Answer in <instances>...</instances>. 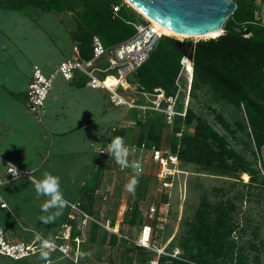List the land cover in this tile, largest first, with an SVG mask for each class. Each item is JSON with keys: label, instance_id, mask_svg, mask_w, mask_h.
<instances>
[{"label": "rangeland", "instance_id": "1", "mask_svg": "<svg viewBox=\"0 0 264 264\" xmlns=\"http://www.w3.org/2000/svg\"><path fill=\"white\" fill-rule=\"evenodd\" d=\"M120 1L122 5L125 4L123 0ZM66 2L73 8L72 12L62 9L46 13L34 4H30L20 12L0 10V75H2L0 81L5 79L8 73L7 79L14 82L20 81L25 77L23 73L29 71L32 76L35 64L44 75H49L56 65L71 56L70 45L75 44L74 38L79 35L76 30V14H83L84 10L77 0H66ZM250 4L255 19L264 25V0H250ZM127 7L130 20L140 24L147 22L129 8V5ZM149 25L155 33L173 38L179 44L209 39L165 35L156 30L151 23ZM62 35L66 37L69 45L65 43V39L60 40ZM55 43L58 45L56 46ZM186 70L191 73L190 66ZM64 81L59 75L54 78L44 108L49 102L52 89ZM126 81L129 87L123 94L130 101H148V98L145 99L141 95L143 92H148L142 87L137 73L129 75ZM180 82L186 88L185 76ZM106 83L110 89L115 85L113 78H108ZM160 89L165 92L164 89ZM98 93L102 96L103 140L102 145H97V148L105 147L106 130L117 124L115 136L123 137L128 147L131 144L150 140L149 131L153 129L154 135L159 137V148L169 150L173 143H178V139L183 137L186 140L182 143V150L185 149L190 155H196V152L201 151L200 158L204 162L213 158L209 154V148L212 151H217L218 148L211 140L203 141L201 138L194 140L197 134L196 127L202 123L224 137L227 142L226 149L234 151L244 166L227 155L223 160L218 159L212 165L189 162L186 158L178 157L173 172L174 177L169 180L170 187L163 188L157 175V165L150 161L147 154L137 153L131 159L141 163L143 169L135 193L130 194L125 191L124 186L134 175L131 167L121 168L111 155L105 153L104 159L98 164H102L101 167L107 166L106 172L102 171V175L96 174L93 177L94 170L91 177L93 181L89 184L91 169L89 166H84V161L85 157L94 156V148L86 154L87 156L85 154L54 156V153L48 150V141L40 152L41 158L45 159V165L36 172L33 171L32 176L40 179L44 172L59 176L64 198L85 210H89L87 207L95 200V196L97 197L95 189L104 186L103 191L111 194L113 204V206L110 204L111 210H108V215L115 224H119L125 234L136 239L141 226L149 222L153 230L150 239L151 248L159 247L167 252L177 250L176 253L182 254V258H187L195 252L198 244L197 232L201 224L206 221L214 227L224 214V224L233 227L226 241V247L233 246V254L227 255L226 261L229 264H236L241 259L247 264H264V146L259 150L256 149L244 110L223 99L209 83L193 77L189 101L191 122L180 127L178 138L174 133L179 127L178 122L168 125L161 114L150 110L110 108L106 93L99 91ZM30 113L33 114L39 128L44 124L47 126L44 118H42L43 122L39 121L35 113ZM218 116L228 125V129L219 123ZM1 157L6 156L0 152ZM127 159L130 161V157ZM18 165L23 170H30L31 163L23 159L21 162L18 161ZM6 169L7 166L0 160L1 181L6 180ZM244 173L249 176L247 181L243 179ZM6 181V184L0 186V194L9 213L7 211L1 213L2 219L9 222L11 217H15L23 227L44 234V238L53 239L62 218L69 212L68 205L54 222L44 224L39 217L55 211V209L50 210L49 213L42 211L47 198L37 196L31 180L21 178ZM152 206L158 210L153 218H148L145 214ZM128 211L132 214L131 223L126 220ZM22 226L20 228L19 224L11 223L8 227L9 235L16 238L22 235V238H27ZM86 237L89 240L77 247V253L72 261L55 253L50 255V259L54 261H51V264H145L147 260L154 258L150 250L129 249L118 241L116 244L115 241L113 243L110 235L105 231L99 230L90 234L86 232ZM146 237L147 229L144 233V238ZM81 252L88 255L80 257ZM42 261L44 260L38 253L15 263L8 259H0V264H40Z\"/></svg>", "mask_w": 264, "mask_h": 264}, {"label": "trees", "instance_id": "2", "mask_svg": "<svg viewBox=\"0 0 264 264\" xmlns=\"http://www.w3.org/2000/svg\"><path fill=\"white\" fill-rule=\"evenodd\" d=\"M77 1L84 10L83 14H76V30L79 35L74 38L79 44L81 57L86 59L90 56V43L93 36H98L104 48L108 49L134 35V26L139 22L130 20L126 11L128 8L126 3L122 5L120 0ZM236 3L237 9L225 23L223 34L216 38L200 39L196 42L187 41L180 44L173 38L160 36L147 61L133 74L139 75L141 85L148 93L162 88L167 95H170L174 91L173 83L180 68L179 61L182 56L189 55L193 66L192 76L201 82L209 83L223 99L244 110L254 145L259 150L264 146V25L255 19L250 0ZM30 4H34L46 13L62 9L73 11L66 0H0V10L20 12ZM118 5L121 6L118 7L117 13H114L113 7ZM129 8L132 9V7ZM232 27L242 30L249 29L250 33L246 36L238 35L230 31ZM183 47H185L184 51ZM217 119L225 129H228V125L220 116ZM176 122L179 127L174 130L175 134L180 132L182 125L191 122L189 106L185 118L176 119ZM196 130L194 140L200 138L203 141L211 140L218 148L217 151L209 148V154L213 156L211 160L207 159L203 162L200 158L201 151L196 152V155H190L185 149L182 150V143L186 140L183 137L178 139V143L171 145V151L177 153L179 158H186L187 161L194 163L203 162L206 165H212L218 159L223 160V157L227 155L235 158L236 162L244 166L234 151L226 149L227 142L223 136L202 123L196 127ZM149 137L150 140L146 141L147 146L149 148L153 145L158 147L159 137L154 135L153 129L149 131ZM100 173L101 170H98L96 174ZM243 179L247 181L248 174L244 173ZM127 214L126 220L131 223L132 214L130 211ZM224 217L223 214L222 219L214 227L206 221L201 224L197 232L196 250L189 257L182 258V254H180L181 259L161 256L158 264H229L226 257L229 254L232 256L233 246L226 247V241L233 227L224 224ZM99 230L93 225L88 234ZM120 231L123 232L122 228ZM110 238L113 243L115 241V244L118 241L115 235H110ZM120 244L125 245L122 241ZM129 249L145 250L140 247H129ZM150 260H147L145 264H149ZM236 264H247V262L240 259Z\"/></svg>", "mask_w": 264, "mask_h": 264}, {"label": "built area", "instance_id": "3", "mask_svg": "<svg viewBox=\"0 0 264 264\" xmlns=\"http://www.w3.org/2000/svg\"><path fill=\"white\" fill-rule=\"evenodd\" d=\"M117 10V6L113 7L114 13ZM149 23L147 20L145 24H136L134 26L135 33L132 37L108 49L104 48L98 36H93L90 43L91 53L86 59L81 57L79 44L75 43L72 47L71 57L56 65L49 75H44L40 68L34 65L32 76L27 85L26 104L28 110L35 113L38 116V120L42 121L44 103L49 94L52 81L59 75L68 82H74L77 77H81L86 87L104 90L108 93V101L113 107L150 110L161 114L168 125H174L176 119H184L189 106L193 79L192 74L186 71V68L190 66L193 73V66L189 55L182 56L179 61L180 71L174 80V91L172 94L167 95L160 88L155 89L152 93L143 92L141 95L145 99L148 98L149 102H144L143 100L141 102H132L123 94L129 87L126 78L135 73L147 61L158 38H160V35L153 31ZM183 76H185L187 81L186 88L180 82ZM108 78L116 80L117 84L114 89H110L107 86L106 81ZM179 99H181L180 102ZM176 136L179 137L180 132L176 133ZM129 150L130 154L128 158L130 157V164L138 162L131 159V156L137 155V153L147 154L150 161L154 165H157V175L162 182L163 188L170 187L169 180L174 177L173 172H175L174 168L178 160L177 153H173L171 149L166 150L155 145L149 148L146 142L139 145L131 144ZM5 163L7 167L9 165L14 166L17 173L14 177L9 173L7 168L6 180L15 181L31 176V172L23 171L10 162L5 161ZM139 164L141 165V163ZM141 169L143 168L141 167ZM99 195L101 196V194ZM101 199L104 202L107 200V197L103 195ZM67 205L69 212L66 214L59 230L52 237L53 239H51L58 246L51 254L57 253L62 258H68L72 261L77 253V247L88 240L86 232L88 233L91 226L94 225L109 235L117 236L118 242L122 241L127 247H140L152 251L155 255L149 261V264H158L161 256L181 259L179 252L176 253L177 250L167 252L159 247L151 248L150 239L153 230L151 225L148 224L149 222L141 226L139 235L136 239H133L128 234L120 231L119 224L113 222V219L109 217L106 210L90 213L73 203H68ZM156 210L158 209L153 206L150 207L145 214L146 217L153 218L157 213ZM4 211L8 212V207L0 194V259H8V261L15 263L40 253L41 241L37 239L39 234L29 232L31 234L28 236L29 238H21L20 236L16 238V236L9 235L8 227L10 223L1 217V213ZM146 229L147 237L144 238ZM40 237L47 239L42 236ZM62 248L68 250L67 254L61 250ZM40 264H46V261L44 260Z\"/></svg>", "mask_w": 264, "mask_h": 264}, {"label": "crops", "instance_id": "4", "mask_svg": "<svg viewBox=\"0 0 264 264\" xmlns=\"http://www.w3.org/2000/svg\"><path fill=\"white\" fill-rule=\"evenodd\" d=\"M61 39H65V43L69 45L66 37L62 35L60 36V40ZM55 44L56 46L58 45V43ZM73 45L74 44L70 45L71 55ZM23 74L25 77L18 82L7 79L9 73L5 76V79L0 81V152L6 156L5 158L1 157L0 160L5 166H7L5 163V161H7L18 168H20L18 161L21 162L24 159L26 162L28 160L31 163L30 170L20 169L31 172L32 176L33 171L36 172L37 169L45 165V159L41 158L40 152H42L45 143L48 141V150L51 153L53 152L54 156H67L69 154H85V156H87L86 154L90 153V150L94 148V156H87L84 161V166H89L91 169L89 184L92 183L93 180L91 177L94 170L93 177H95L98 170L106 172L105 169L107 167L105 165V167H101L102 164H98L104 159L103 156L105 152H100L103 148H97V145H102L101 143L103 140V131L101 127L102 96L98 91H105L86 87L81 77H77L74 82L64 81L59 83L52 89L49 102L46 108H44L43 118L46 120L47 126L44 124L43 127L39 128L34 121L33 114L30 113L31 111L28 110L26 104L27 85L30 81L31 73L29 71V73ZM1 76L2 75H0V77ZM105 93L108 99V93ZM109 107L113 109L126 108L113 107L110 103ZM116 125L106 130V137L104 140L105 147L111 142L112 138L116 137ZM5 137H7L6 141ZM26 179L31 180L30 178ZM103 188L104 186L95 189L94 192L95 194L97 193V197L95 196V200H93L89 207L86 206L89 209L86 211L91 213L99 210H106L107 212L111 210L110 204L113 206L111 202L112 199L110 198L111 194L107 191L105 193ZM98 193L101 194V196L98 195ZM103 195L107 197V200L104 202L101 199ZM10 215L12 214L10 213ZM11 220L13 221L10 222ZM11 220L9 221L10 226L11 223L15 222L19 224L21 228L22 225L18 222L17 218L11 217ZM63 220L64 218H62V222ZM61 224L58 226L57 231ZM14 229L16 231V228ZM22 229L26 232V237L31 235L29 232L39 234L25 227ZM43 235L41 236L45 237ZM20 237L22 238V235ZM51 261L54 262L53 260Z\"/></svg>", "mask_w": 264, "mask_h": 264}, {"label": "water", "instance_id": "5", "mask_svg": "<svg viewBox=\"0 0 264 264\" xmlns=\"http://www.w3.org/2000/svg\"><path fill=\"white\" fill-rule=\"evenodd\" d=\"M126 1L159 25L189 38L218 31L223 34L225 23L237 9L233 0ZM230 31L243 36L250 33L249 29L237 27L230 28Z\"/></svg>", "mask_w": 264, "mask_h": 264}, {"label": "clouds", "instance_id": "6", "mask_svg": "<svg viewBox=\"0 0 264 264\" xmlns=\"http://www.w3.org/2000/svg\"><path fill=\"white\" fill-rule=\"evenodd\" d=\"M100 152H105L107 155H111L117 165L121 168L131 167L134 171L133 177L130 181L124 186L125 191L130 194L135 193V189L139 184V176L141 174V165L137 163H129L128 156L130 154L129 147L126 146L124 138L121 136H116L111 139V142L106 145ZM9 173L14 177L16 176V170L14 166L9 165ZM31 182L34 186L37 196L46 197V201L42 206V211L49 213L50 210L55 209L54 212L46 216L39 217V220L44 224H49L54 222L59 216L62 215L63 209L67 206L68 201L64 198L63 191L61 189V181L59 176H54L49 172H44L42 178L37 179L35 176H30ZM7 181H0V185L6 184ZM37 239L41 241L40 248V258L46 261V264H51L50 255L51 252L57 249V245L54 240L43 239L39 235ZM65 254H67V249L62 248ZM88 253H79L80 257L87 256Z\"/></svg>", "mask_w": 264, "mask_h": 264}, {"label": "bare ground", "instance_id": "7", "mask_svg": "<svg viewBox=\"0 0 264 264\" xmlns=\"http://www.w3.org/2000/svg\"><path fill=\"white\" fill-rule=\"evenodd\" d=\"M125 3H127L130 7H132V9H134L138 14H140L142 17H144L146 20H148L151 25L158 31H161L163 34L165 35H175V36H178V37H189V36H186V35H182V34H179V33H176V32H173L161 25H159L158 23L154 22L153 20H151L149 17H147L146 15H143L140 11H138L135 7H133L130 3H128L126 0H123ZM151 27V26H150ZM222 33V31H218V32H215V33H211V34H208V35H200V36H195V37H192V38H216L217 36H219L220 34ZM160 35V34H159ZM161 36V35H160ZM191 74H192V69H191ZM114 87L111 88V89H114L116 87V80L114 79ZM139 108V107H138Z\"/></svg>", "mask_w": 264, "mask_h": 264}]
</instances>
